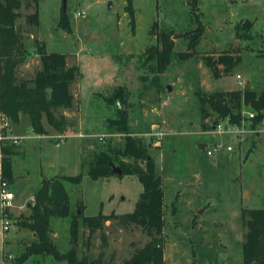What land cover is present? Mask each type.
Masks as SVG:
<instances>
[{
  "label": "rangeland",
  "instance_id": "rangeland-1",
  "mask_svg": "<svg viewBox=\"0 0 264 264\" xmlns=\"http://www.w3.org/2000/svg\"><path fill=\"white\" fill-rule=\"evenodd\" d=\"M19 1L16 30L27 53L19 77L31 80L40 69L39 48L65 55L66 67H76L77 75L70 86L72 106L56 111H69L63 134L45 118L47 136H36L22 121L15 125L22 139L14 145L23 152L12 163L8 191L14 199L7 232L2 231L0 201V264H15L34 241L22 222L31 214L43 179L81 176L80 184L63 182L68 217L50 221L49 237L60 255L74 245L79 260L124 264L151 240L141 227L123 221L142 193L137 176L112 174L93 181L87 174L88 162L101 148L117 159L115 167L120 162L144 167L143 161L115 152L123 147L125 135L110 131L108 119L117 118L118 110L126 114L128 131L148 148L162 178L164 264H243L247 229L242 213L264 209V133L241 143L227 138L231 152L206 157L201 144L213 141L208 131L215 114L200 118L195 93L264 90V0H195L194 9L192 0H133V21L124 0H66L65 11L62 0ZM62 11L66 21L60 22ZM34 14L35 20L28 22ZM194 16L203 31L189 48L197 28ZM161 34L169 35L173 48L165 69L155 71L150 54L162 46ZM221 55L237 63L215 77L211 63ZM118 87L129 94L126 102H105L103 96ZM78 211L79 217L100 214L107 221L91 232L77 218L73 239L71 220ZM2 236L9 243L4 247ZM22 264L67 262L33 255Z\"/></svg>",
  "mask_w": 264,
  "mask_h": 264
},
{
  "label": "trees",
  "instance_id": "trees-1",
  "mask_svg": "<svg viewBox=\"0 0 264 264\" xmlns=\"http://www.w3.org/2000/svg\"><path fill=\"white\" fill-rule=\"evenodd\" d=\"M124 1L125 10L133 21V0ZM190 3L194 9L196 1L192 0ZM19 6V0H0V122L8 123L1 129V132L2 134L7 132L10 122H18L19 113L22 112L29 117L30 127L35 134H47L43 118L58 133L63 134L66 118L64 114L56 113V111L72 106L73 96L70 93V86L76 78L77 68L66 67L65 55L46 53L42 48H39L40 69L31 80L19 77L18 70L27 56L22 36L16 30ZM35 16L36 14L27 17V21H34ZM194 17L197 28L192 33L188 44L189 48L197 43L203 31L200 20L198 17ZM60 18V22L66 21V14L63 11ZM244 24L248 28L251 26L250 22H244ZM160 37L162 46L150 54V57H155L156 60L155 71L165 69L173 48V41L169 35L161 34ZM236 63V58L221 55L217 63H211L214 76L217 77L220 72H230ZM219 66L223 67L222 71L219 70ZM195 95L197 96L200 118L205 119L209 115L215 114L213 123L225 117H229L233 122H239L242 105L258 112L253 126L264 116V90L258 92L247 89L211 94L195 93ZM128 96L125 88L118 87L112 94L103 96V100L108 104L122 103L126 102ZM118 113L117 118L108 119L110 131L115 129L125 135L123 147L115 152L123 158L128 157L133 158L136 162H144L143 168L138 165L131 166L129 163L120 162L118 164L123 175H136L142 185V193L136 203L135 210L125 215L123 221L141 227L151 239L141 249L136 250L124 264H164L161 246L164 227L162 178L156 172V166L150 157L148 148L128 131L127 116L124 111L118 110ZM202 125L203 128H207L206 124ZM0 153V184L10 186L13 180L12 158L17 156L19 151L13 142L0 140ZM115 160L117 159L102 148L94 152L93 159L87 164V174L90 179L96 181L111 176ZM64 181L77 185L81 182V176H64L41 181L33 197L31 214L27 222H22V226L34 235V241L17 258L15 264H22L33 255L51 256L55 260L65 261L67 264H102L100 260H79L73 246L68 253L60 255L51 243L50 221L64 219L69 215L68 196L63 185ZM79 214V211L76 212L75 218L71 220L70 234L73 239L77 236V218H81V222L91 232L100 229L102 222L107 221L100 214L94 217H79ZM1 216H6L7 219L12 217L8 210L3 209ZM241 222L247 229L242 246L243 264H264V209L244 211Z\"/></svg>",
  "mask_w": 264,
  "mask_h": 264
},
{
  "label": "built area",
  "instance_id": "built-area-1",
  "mask_svg": "<svg viewBox=\"0 0 264 264\" xmlns=\"http://www.w3.org/2000/svg\"><path fill=\"white\" fill-rule=\"evenodd\" d=\"M235 79L237 80L238 86L243 87L244 82L240 75H236ZM241 119L239 122H233L229 117L218 120V122L213 123L208 133L213 138L212 143L205 144V154L206 157L219 156L222 152H231L232 144L229 141H226L227 138H234L237 143L243 142L249 135H254L256 133H264V116L262 119L253 126L254 120L258 117V112L255 110L247 109L243 107L240 112ZM8 125L7 122H0V140L11 139L13 143H20L21 137L17 136H8L7 133L2 134L1 129ZM158 135H162L159 134ZM100 137V136H99ZM225 140V141H224ZM8 187L5 184H0V201H1V210H8L11 206V202L14 199L12 193L8 191ZM2 224V231L7 232L9 230V219L6 216Z\"/></svg>",
  "mask_w": 264,
  "mask_h": 264
},
{
  "label": "crops",
  "instance_id": "crops-1",
  "mask_svg": "<svg viewBox=\"0 0 264 264\" xmlns=\"http://www.w3.org/2000/svg\"><path fill=\"white\" fill-rule=\"evenodd\" d=\"M64 113V115L67 117L68 115H69V111H64L63 112ZM25 117L27 118L28 116L25 114V113H22V112H20L19 113V120H18V122H10L9 123V127H8V129H7V134H8V136H10V137H12V136H18V134H16L15 132V125H18L21 121L23 122V123H26L25 125H29L30 126V120H29V117L27 118V120L25 119ZM68 128H70V127H68ZM69 130V129H68ZM78 135H83V134H81V133H79ZM36 136H38V137H41V136H47V135H37L36 134ZM16 145H18V144H16ZM87 148H89V144H87ZM90 149V148H89ZM17 150L19 151V154H17V156H14L13 158H12V163H13V159H15V158H17V157H20L21 156V153L23 152V150H19L18 148H17ZM0 159H1V153H0ZM12 172H13V166H12ZM11 210V209H10ZM3 238H4V240H3V242H2V245H3V247H4V245L5 244H9L8 243V241H5V237L4 236H2Z\"/></svg>",
  "mask_w": 264,
  "mask_h": 264
},
{
  "label": "water",
  "instance_id": "water-1",
  "mask_svg": "<svg viewBox=\"0 0 264 264\" xmlns=\"http://www.w3.org/2000/svg\"><path fill=\"white\" fill-rule=\"evenodd\" d=\"M65 7H66V0H62L63 11H65ZM204 146H205V144H201V147H204ZM112 173L116 174L118 176H121V174H122L121 170L118 167H115V166L112 167ZM72 246L75 249V246L74 245H72Z\"/></svg>",
  "mask_w": 264,
  "mask_h": 264
}]
</instances>
